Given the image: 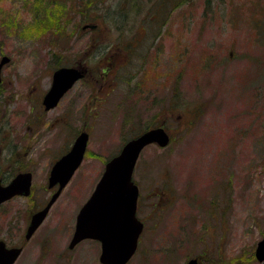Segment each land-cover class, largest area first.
Returning <instances> with one entry per match:
<instances>
[{
	"label": "rangeland",
	"instance_id": "1",
	"mask_svg": "<svg viewBox=\"0 0 264 264\" xmlns=\"http://www.w3.org/2000/svg\"><path fill=\"white\" fill-rule=\"evenodd\" d=\"M4 56L18 152L52 166L89 134L82 164L45 223L17 243L14 264H100L97 241L68 248L75 217L109 158L157 126L171 142L147 146L134 169L145 227L128 264H259L264 0H0ZM119 57L128 64L108 80L101 68ZM60 66H84L90 77L46 112L42 96ZM20 205L25 218L32 205Z\"/></svg>",
	"mask_w": 264,
	"mask_h": 264
},
{
	"label": "water",
	"instance_id": "2",
	"mask_svg": "<svg viewBox=\"0 0 264 264\" xmlns=\"http://www.w3.org/2000/svg\"><path fill=\"white\" fill-rule=\"evenodd\" d=\"M7 61L8 58L4 56L0 68ZM83 72L84 68L79 66L60 67L52 73L50 89L45 93L42 101L46 111L54 108L62 99V95L70 90L76 81L83 78ZM88 140V133L81 132L75 137L69 152L54 162L49 185L54 187L57 184L59 187L44 209L33 214L26 230L27 240L43 222L50 207L82 163ZM169 141L170 136L164 128H152L130 139L121 147L118 155L109 159L98 184L76 216L75 230L68 245L70 249L84 239H94L100 243L101 264H127L130 261L137 250L139 235L143 230L142 223L135 215L139 193L137 185L132 180L133 169L144 147L156 144L164 148ZM15 187L16 191L11 189L12 185L3 193L0 191V203L14 194L27 195L29 181L24 183V189H20L18 182L15 181ZM20 252V248L8 249L5 243L0 241V264H13L20 256ZM254 254L257 262L264 264V237L257 242ZM186 264H198V262L196 259H191Z\"/></svg>",
	"mask_w": 264,
	"mask_h": 264
},
{
	"label": "flooded vegetation",
	"instance_id": "3",
	"mask_svg": "<svg viewBox=\"0 0 264 264\" xmlns=\"http://www.w3.org/2000/svg\"><path fill=\"white\" fill-rule=\"evenodd\" d=\"M96 29L97 25L95 27V30ZM134 40L135 42L133 43H126L124 49H135L139 44L140 39H138L137 37ZM109 50L112 51L110 47ZM2 58L3 57H1L0 62L2 61ZM123 60H125V63L123 65H120L119 63ZM127 64V58H111L110 60H108V62H105V67L101 69L104 70L103 74H105L107 79L110 80V78L116 76V74L118 73L117 70L122 69L123 67L127 66ZM4 68L5 65L2 64L0 68V191L2 193L5 192L6 188H9L10 185H12L13 187L11 189H14L16 191L15 181L18 182V187H20V189H24V183L28 180L29 192L27 195L14 194L10 196V198L0 203V224L2 225L0 241L5 243L7 248H18L21 247V245H17V243H21L20 240L22 238L25 239V235L27 233L26 230L30 225L33 214L44 209V206L51 199L58 185H55L54 187H50L49 185L50 171L53 165L50 166L49 163H41L42 165L38 164L37 168L36 164H34L33 162V158H27L26 155H23L15 149V145L12 146L6 79L1 76V73ZM85 73L86 74L83 78L84 81H86L90 77L89 69L85 68ZM131 75L132 74H130V76ZM131 82L133 81L131 80ZM131 84L134 86L133 83ZM55 161L56 160H54V162ZM39 174H44V178L40 180L37 179ZM38 189L42 190V192L44 193H42L43 196L38 194ZM39 198L43 199L40 201ZM22 202L27 203L30 206L32 205L25 218L22 216V209L20 208L22 207L20 205L22 204ZM48 215L49 212L44 217L43 222L36 228V230L43 223H45V220ZM36 230L34 234L36 233Z\"/></svg>",
	"mask_w": 264,
	"mask_h": 264
},
{
	"label": "trees",
	"instance_id": "4",
	"mask_svg": "<svg viewBox=\"0 0 264 264\" xmlns=\"http://www.w3.org/2000/svg\"><path fill=\"white\" fill-rule=\"evenodd\" d=\"M207 1H208V0H207ZM207 5H208V4H207ZM86 8H87V7H85V14H86V11H87ZM121 31H123V30H121Z\"/></svg>",
	"mask_w": 264,
	"mask_h": 264
}]
</instances>
